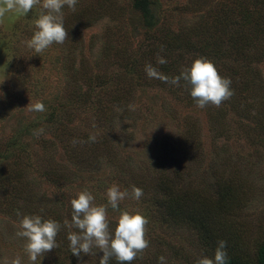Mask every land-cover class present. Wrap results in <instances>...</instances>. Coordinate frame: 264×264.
<instances>
[{
	"label": "rangeland",
	"instance_id": "rangeland-1",
	"mask_svg": "<svg viewBox=\"0 0 264 264\" xmlns=\"http://www.w3.org/2000/svg\"><path fill=\"white\" fill-rule=\"evenodd\" d=\"M134 1L78 0L75 11L65 6L68 38L41 54L27 47L40 5L0 18V264L16 258L31 264L26 240L16 235L23 216L71 222V200L85 190L95 205L107 207L113 236L121 212L147 218L149 247L135 264L156 249L167 253L169 244L181 251L162 255L166 264L214 260L195 224L169 225L163 218V175L214 196L221 219L209 222L213 230L255 261L264 242V24L219 22L220 9L255 0H151L149 14ZM257 11L245 17L252 21ZM198 58L223 77L235 76L234 94L219 107H198L183 79L173 85L145 72L151 64L173 78ZM239 70L258 82L254 92L237 86ZM36 102L46 111H29ZM40 128L37 137L33 131ZM90 134L96 142H86ZM113 184L129 193L119 211L107 203ZM133 186L143 190L139 200ZM68 232H58L59 247L69 248ZM93 253L67 257L55 248L36 264H99L103 252Z\"/></svg>",
	"mask_w": 264,
	"mask_h": 264
},
{
	"label": "clouds",
	"instance_id": "clouds-1",
	"mask_svg": "<svg viewBox=\"0 0 264 264\" xmlns=\"http://www.w3.org/2000/svg\"><path fill=\"white\" fill-rule=\"evenodd\" d=\"M78 0H0V18L6 13L16 11L27 15L37 5L42 7V12L35 20L36 31L27 47L36 54L43 53L53 43L63 44L68 38V31L64 27V14L62 9L67 6L75 11ZM158 64H165L163 57H157ZM146 75L149 78L159 79L166 83L179 85L181 79L190 85V95L200 108L207 105L219 107L225 100L234 94L231 89V79L220 75L215 65L206 59H195L190 67L183 69L180 75L173 78L159 72L151 64L145 66ZM26 107L29 111L43 113L46 107L42 102L29 103ZM132 107V106H130ZM44 132L43 128L34 130L37 137ZM95 134H90L88 143L96 142ZM78 141L73 140V143ZM85 143V141H79ZM129 195L127 190H121L113 184L107 189V203L114 211H119V204ZM132 198L139 200L143 196V190L133 186ZM94 196L87 190L81 191L77 198L71 200V222L65 219L63 225L52 219H42L40 215H25L19 222L16 235L26 240L25 252L28 254L31 264H36L38 257L58 247L56 236L62 227L69 229L67 239L70 241L71 253L77 257L81 254L93 255V248L103 252L99 264H109L111 258H115L118 264H131L138 254H142L149 247V241L145 238L148 220L139 213L121 212L114 236L110 233L107 219V207L95 205ZM17 215H20L17 212ZM79 231H71V229ZM227 241L219 240L215 249L214 260L207 256L199 258L195 264H227ZM7 264V262H6ZM11 264H21L16 258ZM159 264H166L164 256L159 257Z\"/></svg>",
	"mask_w": 264,
	"mask_h": 264
},
{
	"label": "trees",
	"instance_id": "trees-1",
	"mask_svg": "<svg viewBox=\"0 0 264 264\" xmlns=\"http://www.w3.org/2000/svg\"><path fill=\"white\" fill-rule=\"evenodd\" d=\"M262 1L264 0H255L252 6L248 3H243L238 7H226L225 9H220V12L222 11V14L219 17L220 25L224 24V26H229L230 24L238 23L241 28L246 27L245 25L259 27V21L264 24V15L261 14L263 13L262 11H264V6L260 7L263 3ZM149 4H151V0H135L133 6L136 9L140 8L145 14H149ZM256 8L258 10L257 14L260 15L259 17L254 16L252 21L248 19V17H245V14H249L251 10L253 11V9ZM146 16H149L148 19H151V14ZM249 20L250 22L248 24H244V22ZM239 30L240 32L242 31V29ZM238 72H240V70ZM234 77V75H231L230 79H233ZM239 78L240 79L236 84L237 86L241 85L243 87L245 94L256 90L255 83L258 82L254 80V77L251 74H243L240 72ZM241 108L246 110L244 105L241 106ZM178 182L179 181L172 180V178L166 177L165 175L160 179V189L162 188L166 198L161 202L160 206L163 208V218L165 217L168 220L167 224H182L184 221L188 222L190 225L195 224L194 227L198 230L199 237L203 240L205 247L210 251H215L219 240L227 241V264H264V242L259 245L254 262L245 258V256L237 251L238 246L231 242L230 236L227 239L220 237V232L214 231L213 229L215 227L213 228L209 223L214 221L217 217L218 219H221L220 213L219 215H214V212H221L219 211L220 205L216 198H213L214 196L211 194V198H205L204 189L198 187L194 188L193 186L183 188L179 186ZM205 247L204 249H206ZM178 251H181L179 245L169 244L167 248L168 254L173 255V253H175L174 255H178ZM57 252L67 257L72 255L70 248H66V246H62V248L58 246ZM153 253L155 254L153 255L151 253V257L143 254L141 256L142 262L140 264H148V261H150V264H159L160 256H168L162 248L156 249ZM170 255L169 257H171ZM109 264H118V262L113 257L109 260ZM131 264H135V260H133Z\"/></svg>",
	"mask_w": 264,
	"mask_h": 264
}]
</instances>
